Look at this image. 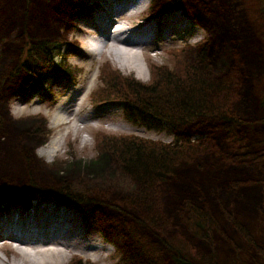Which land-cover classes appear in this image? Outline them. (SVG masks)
<instances>
[{"label": "trees", "instance_id": "obj_1", "mask_svg": "<svg viewBox=\"0 0 264 264\" xmlns=\"http://www.w3.org/2000/svg\"><path fill=\"white\" fill-rule=\"evenodd\" d=\"M171 7L182 8L197 23L212 22L209 38L194 47L172 50L173 68L153 64L148 83L105 67L102 85L92 95L99 104L122 102L127 113L144 123H169L177 138L164 142L99 132L97 147L102 153L95 160L74 155L47 163L37 159L30 142L35 140V146L47 141L51 131L47 121L42 114L13 119L8 100L17 83L29 98L60 72L75 80L77 69L58 62L63 48L65 57L77 48V41L73 46L66 41L75 6L72 0H0V151L14 143L26 173L23 182L0 174V205L16 201L27 205L29 192L73 205L88 227L99 229L106 239L124 234L125 243L131 245L122 258L127 264L132 258L137 264H223L215 235L227 239L224 222L239 239L264 254L249 225L262 215L260 206L239 203L240 209L235 197L229 198L230 192L236 196L238 186L254 180L222 177V166L237 168L245 159L260 160L263 155L256 150L263 141L250 125L254 121L264 126V94L258 90L264 74V33L248 13L245 0H153L151 11L160 14ZM234 67L240 69L238 78L232 76ZM14 124L20 126L17 133ZM215 124L222 126L217 130L220 139L214 135ZM198 127H208L209 133L193 139ZM223 143L231 147L224 148ZM36 169L47 173V180ZM98 178L105 184L89 188L90 180ZM228 181L234 187L217 192L218 185ZM216 203L229 207L218 210ZM112 217L123 220L126 233ZM137 242L140 246L131 254ZM201 245L210 246L199 256Z\"/></svg>", "mask_w": 264, "mask_h": 264}, {"label": "rangeland", "instance_id": "obj_2", "mask_svg": "<svg viewBox=\"0 0 264 264\" xmlns=\"http://www.w3.org/2000/svg\"><path fill=\"white\" fill-rule=\"evenodd\" d=\"M136 1H144L145 3H148V0H117V2L116 0H76V16L69 19L71 21V28L66 41H68V43L72 46L74 45L72 43L77 41L78 47L71 53L69 52L67 57L63 55L65 52V48H63L62 55L58 57L59 63L63 60L68 67L70 66L69 69H78L75 80H70L66 75L49 77L48 80L41 85V87H39V93L29 99H25L22 96L21 85H18L17 83V85L13 87L14 93L12 92L10 95L11 98L9 96L8 108L14 118L43 114L49 120V126L51 128L48 137L49 141H45V144L41 145L37 150L39 151V149L45 147L52 138H58L56 146L57 149L54 151L53 155L49 157V159L47 156L39 154L48 161L53 162L59 159H66L74 155L86 160H95L96 157H99V154L102 153V151H100L97 147L99 132L116 135H137L164 142H172L177 138V134L171 128L169 123L163 121L144 123L142 118L138 115L127 113L122 102L99 104L94 100L92 95V92L94 93V90L98 89L102 85L101 72L105 67H112L115 71L122 73L124 76L136 77L142 82L148 83L151 80L150 68L153 64L166 65L173 68L175 65V56L174 52H171L172 50L178 51L183 49L185 46H196L205 39L209 38L211 35V32L209 33V27L213 24L212 22L211 24H203L202 22L197 23L194 21L192 16L185 14V12L181 9L175 8L168 9L165 13L160 15H154L151 11L150 0L149 6L146 7L140 15L130 19V28L133 30H138L139 28L144 29L145 31L142 39L145 40L150 38V45L145 47L138 46V48H136L138 54V59L136 61L128 59L131 62H140L148 80H143L137 77L136 71L128 69L124 70L123 67H127L129 64L126 63L127 61L125 62L126 59L124 60L117 54H110L109 52L95 55L89 54L86 50L87 43L85 39L87 38L86 34L95 30L94 20L99 16H105L113 10L114 7L120 10L122 4L126 6ZM88 7H92V9L89 11ZM245 7L251 18L256 23L260 33H264V0H245ZM104 8H106V11H104ZM150 15L154 16L152 21H150ZM147 22L149 23L147 24ZM146 25L150 26V31L147 30V27H145ZM232 71L233 78H238L240 69L234 67ZM258 90L264 94V74L258 85ZM71 104L73 106L71 110L72 118L67 121V123H61L53 126L52 120L55 118L57 106H61L62 109H65V106L68 105L69 108ZM76 104L79 105L78 108H75ZM234 108L238 109L236 105H234ZM67 111L68 110H65V113ZM245 117L251 118V114L246 113ZM109 119H111L112 122L108 123ZM75 120L79 123V125L76 126L79 127L77 131H75L73 129L74 126H72ZM93 123L100 125L95 127ZM208 125H210V123ZM215 125L216 128L214 135L219 138L217 130L222 128V126L219 124ZM250 127L254 129V134L257 138L263 141L261 145L256 147V150L260 149V153L263 155L260 157V160H255L253 157H250L247 160L245 159V161L237 168H235L234 165L222 166V177L225 179L230 177L237 182H241L243 179L254 180L251 185L242 186L241 184V186H238V190L235 191L236 196L232 194L234 192H230L229 198L232 199L235 197L236 205L239 206L240 209L242 207L239 203H246L250 206L254 204L255 206H260L258 214L262 213V215H258L256 218L254 217V220L250 221L249 225L252 227V234L264 249V211L261 210V208L264 209V126L253 121ZM208 133V127H198L194 129L192 138L201 139L206 137ZM217 147L221 148L219 143ZM223 147L229 149L231 146L223 143ZM249 150L251 149L249 148ZM252 152H254V149ZM219 157L221 156H218V158ZM223 163H225V161ZM200 174L201 168L194 172L196 179L200 177ZM104 184L105 182H103L100 178L95 180L91 179L89 188L98 189ZM232 188L230 182L228 181L225 184H219L217 192L218 189L229 191ZM29 200L30 207L27 208L28 210L22 211L27 214L19 213V217L16 216L13 219L9 213H13L15 210H22L20 202L17 201L12 203V205H10V208L13 207L11 210H6L4 209V205H0V232L13 227L21 229V227L24 226L22 223L23 221L21 220L23 215L27 216L26 219H33L38 214V210H42V202H46V204L54 203L52 199H43L37 192L33 193V195L29 197ZM212 203L214 204V202ZM225 207L229 206L222 203H216V208H218V210ZM27 211L31 213V216ZM241 213L245 212L241 211ZM82 216L79 213L77 215L80 229L83 230V232L85 231L84 234L85 236H88V239L98 240L100 243L99 245L101 246V248L97 251H91L88 249V255H95L98 258L95 256V259L90 258L76 249H71L69 251L70 256L66 259L65 264H73L77 259L82 260V264L88 262L89 264H127V262L124 263L122 261V258L123 256L125 257L126 249L130 248L131 245L125 243L124 234L114 236L111 240H108L104 237V233L99 229L89 228L86 219L84 216L82 218ZM3 217L8 219V221L13 220L14 223L11 222L9 227L5 226L2 221ZM111 219L116 221V225L120 229V232H127L121 218L112 217ZM224 219L226 220V218ZM228 223H223L228 232L225 230L223 231L229 241L219 234L217 236L215 235L219 263L264 264V254L257 251L251 244L246 243L244 239H239V235L235 233L233 227H231ZM141 230L142 227L140 229V233ZM143 235L147 238L149 237L145 233ZM230 237L232 239L237 238L236 243H234ZM230 242L235 244V246H232ZM0 243L3 244L0 248V263L4 264L3 262L8 260L11 261L13 255L8 250L10 244L9 241H4L2 236H0ZM138 246L140 245L137 242L136 245H134V248H132L133 250H130V253ZM208 246L210 245H207L206 247L201 245V247H199V256L209 251L206 249ZM35 257H37L36 259H39V262L43 259L40 255L37 256V254ZM130 263L137 264L138 262L136 263L132 258ZM50 264L52 263L50 262Z\"/></svg>", "mask_w": 264, "mask_h": 264}, {"label": "bare ground", "instance_id": "obj_3", "mask_svg": "<svg viewBox=\"0 0 264 264\" xmlns=\"http://www.w3.org/2000/svg\"><path fill=\"white\" fill-rule=\"evenodd\" d=\"M72 2L73 6H76V0H72ZM145 6L146 3L144 1L132 2V4L126 6L122 4L119 11L111 10L105 16L97 17V19L94 20L95 30L86 34L87 38L85 40L87 46L90 47L88 49L90 54H104V52L117 54L124 60L126 59L125 62L127 61L126 63L129 64L127 67H123L124 70L128 69L136 71L137 77L143 80H148L140 62L135 63L130 61H136L138 59L136 49L138 46H149L151 42L150 38L145 40L142 39L145 31L144 29L139 28L140 30H133L130 28V19L140 15L145 9ZM171 8L182 10V8L179 7ZM74 16H76L75 8H73L70 18H74ZM150 19V21H152L154 16L150 15ZM148 23L149 22H147V24ZM145 27L150 31L149 25H146ZM68 35L69 34H67V37ZM194 46L195 45H193V47ZM61 75L65 74L60 72L59 76ZM72 107V104L69 108L68 105L65 106V109H62L61 106H57L55 118L52 120L53 126L67 123V121L72 118ZM78 107L79 105L76 104L75 108ZM65 110L68 111L65 113ZM42 116L45 122L47 121L48 128L51 129L48 118L45 115ZM30 122H32V120L23 123ZM110 122H112L111 119L108 120V123ZM78 125V121L75 120L72 125L74 126L73 129L75 131L79 129V127H76ZM93 125L98 127L100 124L93 123ZM14 128V132L16 133L21 130L20 126L16 124H14ZM46 137V140L49 141L48 136ZM30 142L32 143L31 149L36 151L37 156L39 157L36 158L39 160L43 159L45 162L50 163V161L42 156H47L49 159V157L53 155L54 151L57 149L58 138H52L46 145L47 147L45 146L42 149H39V151L37 149L45 143L39 141L34 146L35 140H31ZM14 146V143H8L7 150L0 151V172H2L0 174L10 175L16 180L23 182L26 178L24 177L26 176V173L22 171L23 162L18 157V153ZM32 167L36 168L34 162H32ZM35 172L38 176L47 180V173L41 172L38 169H36ZM49 173L52 172L49 171ZM31 195H33L31 192L25 195L27 202L30 201L29 197ZM18 202L21 203V201ZM41 204L43 205L42 210L39 209L38 214L33 219H26L27 216L25 215L21 217L23 225L27 227L23 226L21 229L13 227L0 232V236H2L4 241H9L10 244L8 250L13 255L12 260L3 262L4 264H50V262L52 264H65L66 259L70 256L69 251L71 249H76L90 258H98L95 255V257L88 255V249L91 251H97L101 246L99 245L100 243L98 240L88 239V236H85L84 234L85 231L83 232V230L80 229L77 215L79 213L82 216V212L77 207L58 202L57 200H54V203L46 204V202H42ZM2 221L4 225L8 227L11 222L14 223L13 220L8 221L5 217L2 218ZM1 244L2 243H0V248L3 246V244ZM36 254L43 258L40 262L39 259H36Z\"/></svg>", "mask_w": 264, "mask_h": 264}]
</instances>
